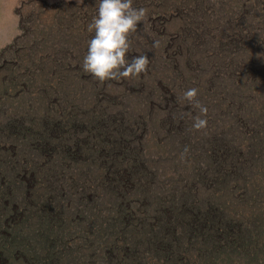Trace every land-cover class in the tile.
Segmentation results:
<instances>
[{
  "label": "rangeland",
  "instance_id": "rangeland-1",
  "mask_svg": "<svg viewBox=\"0 0 264 264\" xmlns=\"http://www.w3.org/2000/svg\"><path fill=\"white\" fill-rule=\"evenodd\" d=\"M2 1L0 264H264V0H133L148 69L103 83L99 0Z\"/></svg>",
  "mask_w": 264,
  "mask_h": 264
},
{
  "label": "clouds",
  "instance_id": "clouds-1",
  "mask_svg": "<svg viewBox=\"0 0 264 264\" xmlns=\"http://www.w3.org/2000/svg\"><path fill=\"white\" fill-rule=\"evenodd\" d=\"M147 16L148 10L133 7V0H99L97 14L88 24V31L94 32V36L88 41L87 54L82 61L83 70L101 83L133 79L145 73L148 57L139 55L129 60L127 54L132 48L130 37L137 32V26L147 20ZM197 96V88L183 93V99L199 109L200 115L193 118V129L202 130L207 126V120L201 117L207 115L208 109Z\"/></svg>",
  "mask_w": 264,
  "mask_h": 264
},
{
  "label": "crops",
  "instance_id": "crops-1",
  "mask_svg": "<svg viewBox=\"0 0 264 264\" xmlns=\"http://www.w3.org/2000/svg\"><path fill=\"white\" fill-rule=\"evenodd\" d=\"M3 6V1L2 0H0V8ZM6 15V14H5ZM4 15V16H5ZM2 22V19H1V21H0V23ZM12 22L14 23V21H13V19L11 20L10 19V23H9V21L7 22V23H9V25L10 26H12L11 27V29H8V27L6 28V32L5 33H7L8 31L10 32V33H8V35L4 38L5 40H3V36H1L0 35V42H5V41H9L10 40V38L12 37V35H13V31H14V25H12ZM4 23L6 24V18L4 19ZM8 25V26H9Z\"/></svg>",
  "mask_w": 264,
  "mask_h": 264
},
{
  "label": "trees",
  "instance_id": "trees-1",
  "mask_svg": "<svg viewBox=\"0 0 264 264\" xmlns=\"http://www.w3.org/2000/svg\"><path fill=\"white\" fill-rule=\"evenodd\" d=\"M170 221H171V219H170Z\"/></svg>",
  "mask_w": 264,
  "mask_h": 264
}]
</instances>
